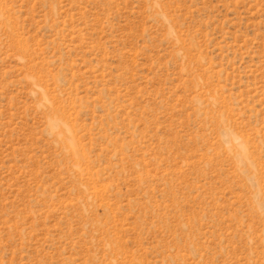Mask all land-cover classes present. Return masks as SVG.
<instances>
[{
	"label": "rangeland",
	"instance_id": "1",
	"mask_svg": "<svg viewBox=\"0 0 264 264\" xmlns=\"http://www.w3.org/2000/svg\"><path fill=\"white\" fill-rule=\"evenodd\" d=\"M0 264H264V0H0Z\"/></svg>",
	"mask_w": 264,
	"mask_h": 264
}]
</instances>
